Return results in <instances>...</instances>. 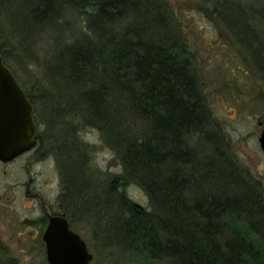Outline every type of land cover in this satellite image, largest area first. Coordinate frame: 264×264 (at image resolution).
I'll use <instances>...</instances> for the list:
<instances>
[{"label": "trees", "instance_id": "trees-1", "mask_svg": "<svg viewBox=\"0 0 264 264\" xmlns=\"http://www.w3.org/2000/svg\"><path fill=\"white\" fill-rule=\"evenodd\" d=\"M0 2L12 6V0ZM221 3L215 4L220 16L240 42L252 41L264 72V40L241 26V9ZM15 5L31 27L59 36L68 17L84 23V31L61 47L63 73L77 88L89 123L104 135L126 178L147 194L151 206L129 200L114 181L105 198L97 192V221L103 227L109 223L128 251L155 261L264 264V201L236 177L238 168L230 160L221 159L218 166L214 159L198 158L193 140L217 151L221 141L191 54L160 2L15 0ZM0 51L10 68L1 46ZM211 169L219 171L220 186L210 184Z\"/></svg>", "mask_w": 264, "mask_h": 264}, {"label": "rangeland", "instance_id": "rangeland-1", "mask_svg": "<svg viewBox=\"0 0 264 264\" xmlns=\"http://www.w3.org/2000/svg\"><path fill=\"white\" fill-rule=\"evenodd\" d=\"M158 2L191 54L192 70L220 137L218 151L211 144L193 140L198 158L214 159L218 166L221 159L230 160L238 168L236 177L264 201V153L259 142L264 130L262 64L255 61L252 41L240 42L215 6L222 2L241 9V26H249L250 33L262 41L264 0ZM2 5L0 2V46L17 80L36 102L41 138L35 153L12 164H0V262L48 264L42 240L45 222L47 215L59 213L67 214L73 231L86 242L92 264H175L167 258L155 261L128 251L109 223L103 227L97 221V192L98 198H105L114 181L129 200L146 209L151 206L147 194L126 178L104 135L89 123L77 88L63 73L59 52L71 36L84 31L82 19L68 17L69 24L59 36L31 27L15 7V0L10 7ZM253 10L259 15L251 18ZM212 171L210 184L214 181L220 186L219 171ZM75 203L81 206L76 209Z\"/></svg>", "mask_w": 264, "mask_h": 264}, {"label": "water", "instance_id": "water-1", "mask_svg": "<svg viewBox=\"0 0 264 264\" xmlns=\"http://www.w3.org/2000/svg\"><path fill=\"white\" fill-rule=\"evenodd\" d=\"M37 134L34 106L0 52V161L8 163L30 152ZM259 142L264 153V130ZM43 241L48 264H92L86 242L65 217H50Z\"/></svg>", "mask_w": 264, "mask_h": 264}, {"label": "flooded vegetation", "instance_id": "flooded-vegetation-1", "mask_svg": "<svg viewBox=\"0 0 264 264\" xmlns=\"http://www.w3.org/2000/svg\"><path fill=\"white\" fill-rule=\"evenodd\" d=\"M1 52V51H0ZM33 104V103H32ZM33 106H34V109H35V121H36V123H37V125H38V134H37V137H36V141H37V143H36V146L33 148V150H31L30 152H28V153H26V154H24V155H22V156H20V157H18L17 159H15V160H13V161H11V162H8V163H2L1 161H0V164H4V165H8V164H12V163H14L15 161H17L19 158H22V157H24V156H26V155H29V154H33V153H35L38 149H39V147H40V139H39V136H40V124L38 123V121H37V109H36V106H35V104H33ZM28 192H29V189H28ZM51 216H62V217H65L67 220H68V222H69V225H70V229L73 231V229H72V223H71V221L67 218V216L66 215H64V214H59V213H55V214H53V215H47V221L45 222V223H47V225H46V229H47V227H48V224H49V219H50V217ZM45 219V218H44ZM43 219V221H45ZM46 229H45V231H46ZM75 232V231H74ZM76 233V232H75ZM42 240H43V236H42ZM44 242V241H43Z\"/></svg>", "mask_w": 264, "mask_h": 264}]
</instances>
